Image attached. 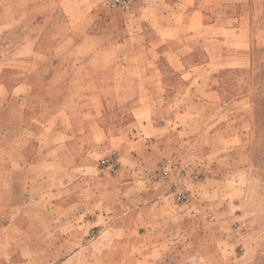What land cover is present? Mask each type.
<instances>
[{"label": "rangeland", "instance_id": "rangeland-1", "mask_svg": "<svg viewBox=\"0 0 264 264\" xmlns=\"http://www.w3.org/2000/svg\"><path fill=\"white\" fill-rule=\"evenodd\" d=\"M188 1L0 0V264H264V0ZM76 52L101 59L54 58ZM132 207L139 234H83Z\"/></svg>", "mask_w": 264, "mask_h": 264}, {"label": "crops", "instance_id": "crops-1", "mask_svg": "<svg viewBox=\"0 0 264 264\" xmlns=\"http://www.w3.org/2000/svg\"><path fill=\"white\" fill-rule=\"evenodd\" d=\"M152 1L155 3L156 0H152ZM183 1H185V5H184L183 10H188L189 6L191 5V2L188 1V0H183ZM166 2H168V0H166ZM171 2H173V1H171ZM196 13H198V10H196ZM151 25H153L156 29L162 30L161 28H163V29L169 30L170 32L175 31V30H179L180 29L179 27L181 26V25H179V26L173 25V26L163 27V26H161L160 24H158L156 22H154V24L151 23ZM126 28L128 30L133 29V27L131 25H127ZM162 38H165L167 40L166 36L162 37ZM124 40L126 41V39H124ZM157 55H160V54H157ZM54 58H56L57 60H71V59H79V58H81L85 62L89 63L93 59H101V56L100 55L98 56V54H96V53H82V52L80 53V52H76V53H67V54H64L63 56H56ZM115 59H119V58L116 57ZM35 60H38V57ZM54 74H55V70H51V71L47 72L46 73L47 80L52 78L54 76ZM90 75H91V72H89V76ZM182 76H183V74H182ZM87 84L90 85L89 83H87ZM18 87L20 89V94H22L23 91L21 90V84ZM95 88L96 87H93L92 89H91V87H89V88L82 87L81 88V92L82 91H93V89H95ZM95 91H97V90H95ZM23 98H24V96H21L19 98V102L21 103L20 105H22V106L24 105L23 104ZM41 107L42 106H39L38 109H41ZM49 108L50 107L46 105L44 108H42V110L44 111V110H47ZM43 111L37 112L36 115H34L31 118H24L23 121L20 122V129L19 130L21 131V133H23L31 124H36V122H37V120L39 118V115H41V113ZM52 122H53V120H52ZM54 123H57L56 126H59L61 122L59 120H56V122H54ZM211 125H212V121L207 123L206 127H211ZM55 128H57V127H55ZM205 130H206V128H203L200 131L201 134H203L205 132ZM152 131H153L152 133H154V134H152V133L149 134L150 138L147 139V141L152 143V146H153V137L157 136V135H155V129L154 128H153ZM173 132L179 133V139H180L179 148H182L183 145H184L182 143V140L184 139V137L188 136V134H186L187 132L185 131V127L180 126L178 130L175 129V131H173ZM58 134H59L58 131L52 132L51 138H55ZM100 136H102V134ZM59 139H63L64 141L62 143L55 142L52 145H47L45 149L51 151L52 146H56L58 144H63L65 142H67V138L64 137V136H61ZM59 139L57 141H59ZM59 146L60 145H58V147ZM146 147H148V145ZM150 148H152V147H150ZM104 153L106 154V152H104ZM164 153L165 152H156V149L153 146V148L150 149V151L147 150L144 153V155L146 156V158H149V160L151 161L149 163L150 166H156L158 164V162L164 157ZM60 154H61V152H49V151H47V152H35V154H32V152H29L28 153V158L31 160L32 168H33V165L35 166V169H38L40 166L43 167L41 165V161H50V163L54 165L53 167L57 168L61 172L65 168L63 166H60V162H62V158H61L62 154L61 155ZM93 154H94V152H86V154H85V152H72L71 154H70V152H68L66 155L68 157V164L71 166V169L68 168L67 172L68 173L71 172V174L81 173L80 166L83 165V163H82L83 160L85 158H88L89 156H92ZM186 154L187 153L183 152V150H181V152H176V155L173 154V152H168V156L173 157L174 159H176V161H179V159H183ZM138 156L139 155H137L135 158H137ZM49 159H52V160H49ZM180 161L182 162V160H180ZM181 162H180V164H181ZM28 169H30V166H28ZM58 170H56V171H58ZM51 171H52V169H51ZM7 180H8V178H6V180H5V185H6V181ZM9 184L11 185V181L9 182ZM43 200L44 199H41L42 202H43ZM52 201L53 200H51V202ZM122 201L123 200L121 199L119 201V204H117V205L121 206L122 205ZM49 202H50V200H49ZM158 204H161V199H154L153 202L150 203V205L145 206V207H141V209L145 210L146 208H151V207H153L155 205H158ZM134 211H135V209H133V207H132L130 212L126 213L124 216L121 215V214H117V213H115L114 215L111 214V213L110 214H108V213H95L96 217H92V216L85 217V218H83L81 220V222L83 224V234H85V235L90 234L91 238H95V237L97 238V237L112 235L111 233H122V231L125 234L127 232H131V233H134V234H139V232H140V230H139L140 226L139 225L137 227L133 226V225H131V226L128 225L127 226L125 224V222H124V221H127V220H132L134 218ZM11 219H13V217ZM73 220L75 221V219H73ZM93 228H96V230L95 231L92 230ZM89 230L94 231V233L93 232L90 233ZM90 240H92V239H90ZM82 247L83 248H85V247L89 248V245H84Z\"/></svg>", "mask_w": 264, "mask_h": 264}, {"label": "built area", "instance_id": "built-area-1", "mask_svg": "<svg viewBox=\"0 0 264 264\" xmlns=\"http://www.w3.org/2000/svg\"><path fill=\"white\" fill-rule=\"evenodd\" d=\"M108 1L112 4L121 5V4H126V3L130 2L131 0H128V1L127 0H108ZM115 159L116 158H115L114 154H111L109 156H105V157L101 158L100 165L103 168L114 170L117 167V162Z\"/></svg>", "mask_w": 264, "mask_h": 264}]
</instances>
